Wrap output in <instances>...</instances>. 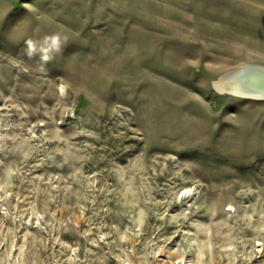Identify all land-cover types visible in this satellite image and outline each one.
<instances>
[{
    "label": "rangeland",
    "instance_id": "obj_1",
    "mask_svg": "<svg viewBox=\"0 0 264 264\" xmlns=\"http://www.w3.org/2000/svg\"><path fill=\"white\" fill-rule=\"evenodd\" d=\"M253 64L264 0H0V264H264Z\"/></svg>",
    "mask_w": 264,
    "mask_h": 264
},
{
    "label": "bare ground",
    "instance_id": "obj_2",
    "mask_svg": "<svg viewBox=\"0 0 264 264\" xmlns=\"http://www.w3.org/2000/svg\"><path fill=\"white\" fill-rule=\"evenodd\" d=\"M222 92L234 95L264 97V65H243L229 70L215 80Z\"/></svg>",
    "mask_w": 264,
    "mask_h": 264
},
{
    "label": "clouds",
    "instance_id": "obj_3",
    "mask_svg": "<svg viewBox=\"0 0 264 264\" xmlns=\"http://www.w3.org/2000/svg\"><path fill=\"white\" fill-rule=\"evenodd\" d=\"M67 45V37H62L61 34L55 33L51 35H44L38 40L28 39L26 41V55L29 58L39 56L40 70L46 69L56 55H62L64 47Z\"/></svg>",
    "mask_w": 264,
    "mask_h": 264
},
{
    "label": "water",
    "instance_id": "obj_4",
    "mask_svg": "<svg viewBox=\"0 0 264 264\" xmlns=\"http://www.w3.org/2000/svg\"><path fill=\"white\" fill-rule=\"evenodd\" d=\"M249 67H252L253 65H248ZM219 91H221V90H219Z\"/></svg>",
    "mask_w": 264,
    "mask_h": 264
}]
</instances>
